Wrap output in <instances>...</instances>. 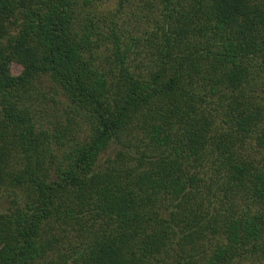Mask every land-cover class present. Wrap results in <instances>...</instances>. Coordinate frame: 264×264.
I'll return each instance as SVG.
<instances>
[{
    "label": "trees",
    "instance_id": "16d2710c",
    "mask_svg": "<svg viewBox=\"0 0 264 264\" xmlns=\"http://www.w3.org/2000/svg\"><path fill=\"white\" fill-rule=\"evenodd\" d=\"M0 264H264V0H0Z\"/></svg>",
    "mask_w": 264,
    "mask_h": 264
},
{
    "label": "rangeland",
    "instance_id": "374dc122",
    "mask_svg": "<svg viewBox=\"0 0 264 264\" xmlns=\"http://www.w3.org/2000/svg\"><path fill=\"white\" fill-rule=\"evenodd\" d=\"M126 16V15H125ZM127 17V16H126ZM131 22H132V20H131ZM12 72L15 74V75H17V74H19L20 72H21V66L20 65H18L17 63H13L12 64ZM113 152V151H112ZM111 153V150L109 149V150H107L105 153H104V156H107V155H109Z\"/></svg>",
    "mask_w": 264,
    "mask_h": 264
}]
</instances>
